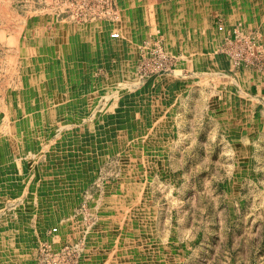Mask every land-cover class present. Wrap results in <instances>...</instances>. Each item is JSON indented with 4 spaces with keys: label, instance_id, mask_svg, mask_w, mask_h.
<instances>
[{
    "label": "rangeland",
    "instance_id": "obj_1",
    "mask_svg": "<svg viewBox=\"0 0 264 264\" xmlns=\"http://www.w3.org/2000/svg\"><path fill=\"white\" fill-rule=\"evenodd\" d=\"M152 1L0 0V264H264V0Z\"/></svg>",
    "mask_w": 264,
    "mask_h": 264
},
{
    "label": "crops",
    "instance_id": "obj_2",
    "mask_svg": "<svg viewBox=\"0 0 264 264\" xmlns=\"http://www.w3.org/2000/svg\"><path fill=\"white\" fill-rule=\"evenodd\" d=\"M159 2H161L160 0H154L152 1V4L154 6H157L159 4ZM248 73L247 76L244 80V85H245V89L242 90V94H244L246 97L243 99L245 100V107H247L248 103L251 102L254 103L253 101L258 102V104H262L263 103V108H259L257 112L258 114V119L262 118L263 116V109H264V77L262 76L261 73L259 72H254L251 69H247ZM261 74V75H260ZM228 89V88H227ZM254 95V96H253ZM253 105V104H252ZM244 107V108H245Z\"/></svg>",
    "mask_w": 264,
    "mask_h": 264
},
{
    "label": "bare ground",
    "instance_id": "obj_3",
    "mask_svg": "<svg viewBox=\"0 0 264 264\" xmlns=\"http://www.w3.org/2000/svg\"><path fill=\"white\" fill-rule=\"evenodd\" d=\"M177 4V3H176ZM182 5V4H181ZM197 6V5H196ZM173 10V9H172ZM176 10V9H175ZM182 10V9H181ZM198 10V9H197ZM186 15V14H185ZM121 18V17H120ZM184 19V18H183ZM189 24V23H188ZM115 25H117V24H115ZM124 26V25H123ZM121 27V26H120ZM103 29V28H102ZM104 30V29H103ZM118 30V29H117ZM122 30V29H121ZM95 31V30H94ZM101 31V30H100ZM93 32V31H92ZM92 34V33H91ZM116 34V33H115ZM124 35V34H123ZM178 35V34H177ZM119 36V35H118ZM122 36V35H121ZM184 36V35H183ZM80 37H81V35H80ZM98 37V36H97ZM123 37V36H122ZM80 39V38H79ZM88 40V39H87ZM119 40V39H118ZM71 41V40H70ZM112 45V44H111ZM119 45V44H118ZM124 46V45H123ZM59 48V47H58ZM54 51H56V50H54ZM78 58V57H77ZM121 58V57H120ZM61 63V62H60ZM67 64V63H66ZM46 65V64H45ZM67 67V66H66ZM82 70V69H81ZM44 71V70H43ZM46 71V70H45ZM67 74V73H66ZM66 74H63V76H66ZM59 75V74H58ZM46 76V75H45ZM70 78H71V76H69ZM66 78H67V76H66ZM49 79V78H48ZM51 79H54V78H51ZM62 80H63V77H60V78H58L57 80H55L54 81V85H56L57 87H60V85H61V83H62ZM113 81V80H112ZM61 82V83H60ZM85 83V82H84ZM45 84V83H44ZM105 84V83H104ZM32 85H33V82H32ZM75 85V84H74ZM135 85V84H134ZM120 87V86H119ZM137 87V86H136ZM33 88V87H32ZM92 88H93V86H92ZM101 88V87H100ZM54 89V88H53ZM70 90L71 89H69L68 88V90L67 89H65L63 92H65V91H68V93H71L70 92ZM88 90V89H87ZM92 90V89H91ZM67 93V92H66ZM86 94V93H85ZM64 95V94H63ZM87 95V94H86ZM90 96V95H89ZM78 98H80V97H78ZM91 98V97H90ZM74 99V98H73ZM101 99V98H100ZM99 99V100H100ZM66 100V99H65ZM64 101V100H63ZM97 101V100H96ZM114 103H115V101H113ZM57 105H58V103H57ZM61 105V104H60ZM103 105V104H102ZM87 106V105H86ZM93 106V105H92ZM90 108V107H89ZM159 109V108H158ZM75 110V109H74ZM57 111V110H56ZM89 111V110H88ZM95 111V110H94ZM100 111V110H99ZM167 111V110H166ZM23 112V111H22ZM50 113V112H49ZM21 115V114H20ZM29 115V114H28ZM39 115V114H38ZM56 115H59V114H56ZM82 116V115H81ZM16 117H18L17 116V114H16ZM65 117V116H64ZM22 118H25V119H19L18 120V124H19V126L21 127V129L19 128V132L20 133H26L28 130H30V128L29 129H27L26 130V132H24L25 131V128H26V126H27V124L29 123V125L30 124H32L33 123V120H34V118H36L33 114H31V116L28 118V117H23V113H22ZM48 118V117H47ZM26 119H29L28 121H25ZM84 119V118H83ZM77 121V120H76ZM95 121V120H94ZM97 121V120H96ZM10 122H13V121H10ZM37 127V126H36ZM59 127H61V126H59ZM62 127L61 128H59V129H57V130H54L52 133L53 134H55L56 136H58V137H60V140H63V139H67L68 137V133H62ZM63 129H65V126H64V128ZM69 129V128H68ZM12 131V130H11ZM81 131V130H80ZM79 131V132H80ZM38 132V131H37ZM37 134V133H36ZM22 136V135H21ZM71 136V135H70ZM74 136V135H73ZM66 147V146H65ZM90 152V151H89ZM88 153V152H87ZM91 155V154H90ZM69 156V155H68ZM21 190V189H20ZM8 192V191H7ZM23 192V191H22ZM21 192V193H22ZM26 193V192H25ZM34 194V193H33ZM9 195V194H8ZM5 196V195H4ZM35 196V195H34ZM2 198H4V197H2ZM11 198V197H10ZM5 199V198H4ZM54 231V230H53ZM57 233V232H56ZM23 237V236H22Z\"/></svg>",
    "mask_w": 264,
    "mask_h": 264
}]
</instances>
